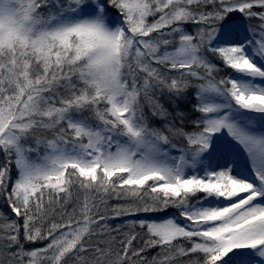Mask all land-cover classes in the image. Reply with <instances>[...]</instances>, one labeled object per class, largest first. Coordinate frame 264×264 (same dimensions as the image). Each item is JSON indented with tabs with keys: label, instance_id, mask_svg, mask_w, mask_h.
<instances>
[{
	"label": "snow or ice",
	"instance_id": "obj_1",
	"mask_svg": "<svg viewBox=\"0 0 264 264\" xmlns=\"http://www.w3.org/2000/svg\"><path fill=\"white\" fill-rule=\"evenodd\" d=\"M0 200V264H264V0H0Z\"/></svg>",
	"mask_w": 264,
	"mask_h": 264
},
{
	"label": "trees",
	"instance_id": "obj_2",
	"mask_svg": "<svg viewBox=\"0 0 264 264\" xmlns=\"http://www.w3.org/2000/svg\"><path fill=\"white\" fill-rule=\"evenodd\" d=\"M230 74H232V70H230V69L225 70V71H223L221 73L222 76H227V75H230ZM2 208H3V201L0 200V209H2ZM165 215H168V214L167 213H165V214H153L154 217H158V218L162 217V216H165ZM37 246H39V245H37ZM152 254H154V252L150 253L149 255H152Z\"/></svg>",
	"mask_w": 264,
	"mask_h": 264
},
{
	"label": "rangeland",
	"instance_id": "obj_3",
	"mask_svg": "<svg viewBox=\"0 0 264 264\" xmlns=\"http://www.w3.org/2000/svg\"><path fill=\"white\" fill-rule=\"evenodd\" d=\"M165 216H166V215H165ZM165 216H162V217H159V218H158V217H154V218L160 219V218H164Z\"/></svg>",
	"mask_w": 264,
	"mask_h": 264
}]
</instances>
